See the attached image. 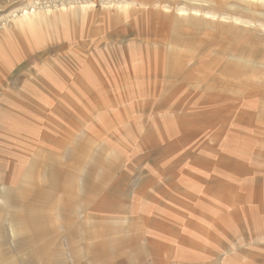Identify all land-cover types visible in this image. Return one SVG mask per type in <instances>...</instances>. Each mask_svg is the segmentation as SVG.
<instances>
[{
    "label": "rangeland",
    "instance_id": "374dc122",
    "mask_svg": "<svg viewBox=\"0 0 264 264\" xmlns=\"http://www.w3.org/2000/svg\"><path fill=\"white\" fill-rule=\"evenodd\" d=\"M28 1L0 0V238L17 251L13 263L35 258L41 236L52 253L62 244L65 264H125L126 256L145 264L130 251L144 245L143 212L158 195L172 211L165 219L180 222L175 242L178 234L188 246L227 250L228 264H264V0H226L239 21L174 10L198 8L192 0H161L171 10L129 16L117 7L132 0ZM82 5H93L83 22ZM32 10L61 13L68 24L51 38L40 30V48L15 60L4 33ZM79 46L77 61L70 51ZM236 46L239 59H226ZM145 48L180 56L176 68L190 74L138 75ZM226 66L242 72L222 74ZM74 83L85 91H69ZM44 85L53 105L22 110L19 100ZM15 120L36 141L30 181L22 176L33 151L23 156L8 134ZM19 181L43 195L32 191L13 207Z\"/></svg>",
    "mask_w": 264,
    "mask_h": 264
},
{
    "label": "bare ground",
    "instance_id": "6f19581e",
    "mask_svg": "<svg viewBox=\"0 0 264 264\" xmlns=\"http://www.w3.org/2000/svg\"><path fill=\"white\" fill-rule=\"evenodd\" d=\"M192 1L198 4L197 5L198 8H188V7L182 6V7H177L174 10L177 13H182V14L194 13L193 14L194 16H196L195 14H199V15H202V17L204 19H206L205 16H210V17L218 16L219 18L223 17V16H226V18H228L229 20H233L234 19L235 21H239V19H240L238 16L233 15V14H236V12H233L231 10L232 6L229 7V3L226 0H202V2H200L198 0H192ZM27 4L29 5V7H33L35 5V4H33L32 0L28 1ZM83 5L81 7L83 11H82L81 17H80L82 22L84 20L86 21L87 18L89 19V16L91 17L89 12L92 11L91 7L93 6L92 5V6H84L83 7ZM70 8H72V7H70ZM156 9L158 11H160V12H163L161 9H166V10L170 9L171 10V7L169 5H166V3L161 1V0H149L147 2L146 1H142V0L141 1L140 0H137V1L136 0H132L129 3L125 2L121 6L117 7V10L121 11V13H123L124 16H126V15L129 16V15H131V13H135V12H139V11L150 10V11H154L155 12V11H157ZM46 10H48V9H46ZM79 10L81 11V9H79ZM23 11H25V9ZM216 11L224 12L225 14L221 13V14L218 15V14H216ZM76 12H77V9H76ZM228 12H231L230 13L231 15H227V14H229ZM40 13H41V11L39 13L34 12L33 13V18L24 13V16L20 17L16 21H14V23L11 26V28L7 29L6 33H4L6 35L5 36L3 35L4 36L3 39L6 40L5 45H6V47H8L7 51H9L8 54L11 55V58L21 61V60H24V59L28 58L30 56V54L33 53L34 51L38 50L40 48V45H38V44H40V43H38L37 40H39L38 38H39V35H40V30L41 31H45L44 35L46 36V38H51V37H55L57 33H60L62 28L65 27V24L66 25L68 24L69 18L68 17H61L60 16L61 13H56L53 16H49V17H48V15H46L48 13V11H46V13H43V14H40ZM74 16H75L74 18H76L77 17V13ZM153 17H155V16H153ZM73 21H75V20H73ZM208 21H210V20H208ZM68 39H70V38H68ZM68 43H74V42H72L71 39H70V41L67 42V45H68ZM77 44L81 45V43H78V42H77ZM65 46L66 45H62L61 47L63 48ZM82 46H84V45L82 44ZM53 50H55V49H53ZM82 51H83L82 47L79 46L76 50H73V51H70V52L73 53L72 56L77 61H80V58L83 56L82 55ZM162 53L161 52L160 53H156V52H153V51H151L149 49L142 50V53H140V55H142L141 59L144 62V66L141 64L143 67H140L139 71H137V74L141 75V76L143 75V76H163V77H166L168 75L178 74V76H179L180 75V71L178 70V68H176L177 71L169 70L168 66L165 65V61H166V58L169 59L171 57L174 58V59H177V60H174L176 62L174 67H176L177 64L179 65L181 63V60H182L181 57L180 56L177 57L176 54L175 55H171V51L168 52L167 54L165 53L166 56L163 55ZM60 57L57 56V58H60ZM161 64H164L163 68L161 67ZM57 65H59V64H57ZM49 68H45V70H43V71L46 72ZM30 69H31V67H30ZM26 70H28V69H26ZM49 71L51 73H53V72L55 73V71H53L51 68L49 69ZM90 72H92V71H90ZM220 72L222 74H224V73L236 74L238 72L241 73L242 70L238 69V67H236V66L235 67L226 66V67L222 68ZM32 74H33V72H32ZM37 75H36V77H37ZM27 78H28V76H27ZM79 79L80 78H78V80ZM23 81H24V79H23ZM34 81L36 82V80H34ZM35 85L36 84H34L33 86H35ZM38 85H40V83ZM45 86L46 85L40 86L39 88H36L38 90H32V88H31L29 90V95L27 96V98L19 100L21 102V104H19V107L23 108L22 110L30 109L32 107L33 108L36 107V109H40L41 110V109H47L49 106H52L53 104L50 102V100L46 96L48 94H45V92H49L51 88L49 89L47 86L45 88ZM33 88H35V87H33ZM86 89L89 90L88 88H86ZM73 90L81 92L82 90L85 91V88L82 87V85L80 83H76V84L74 83L73 86L69 87V91H73ZM24 91H25V89H24ZM8 92H11V91H8ZM22 102H23V104H22ZM13 122H14V125L12 127L13 131L11 130L10 133H8V134H9V137L13 135V137L16 138L15 149H21L20 152L23 150L22 151L23 156H25V154L32 153L33 145L36 143V141H35V138L32 137V133L28 129V126L26 125V123L20 122L18 120H15ZM84 130H85V128H84ZM77 135H79V134H77ZM22 139H24L26 141L24 142L23 147L21 148V145H19V141L22 140ZM35 155H37V154H35V152L33 151L32 156L30 158L31 161H30V163H28L29 167L27 168V172H25L24 175L22 176V178L24 177L23 179L26 180V181H30V178L32 176L31 173L33 171V168L37 165L36 162H35L36 161L35 160ZM21 156L22 155H20V159L19 158L16 159L17 163L15 164L16 166H14V168L16 169L15 172L19 168V166H18L19 165V161L25 159V158H21ZM59 173H61V172H59ZM13 180H14V178H13ZM66 180H71L69 175H68ZM6 182L8 183V181H6ZM45 182H44V184H45ZM19 184H20V181L17 184L18 187H16L14 189L15 196L13 197L12 202L15 203L16 205L13 206V207H17V205H18L17 202L19 200H21L22 197L24 198V200L28 199L29 195H31L32 191H34V189L31 190V191H28V192L27 191H23V189H19ZM65 186L70 188V189H73L75 187L74 185L69 184V183L65 184ZM37 194L43 195L41 191L37 192L35 190L34 191V195H37ZM35 216H37V214L35 215L34 213H32L30 215V217L33 218V220H29V221H31V222L34 221V219H36ZM17 230H19V228ZM34 240H35V243H38L37 244V250H35V251H37V254L34 255L35 258H33L31 260H28V261H25L26 264H65V262H66V254L62 250V244L58 240L55 241V248H57L59 246L58 245L59 243L61 244L60 248H58L55 251H53V253L50 252V250L48 249L49 247L47 245L48 242L46 241L47 240L46 238H41V236L40 237L38 236V237H35ZM87 251L91 252L89 247L87 248ZM13 253H15V254L17 253V251H15V248H13V247L12 248L3 247L1 245V238H0V264H14L13 260L11 259ZM73 253H74V257L76 259H78L80 254L77 251H75V250H74Z\"/></svg>",
    "mask_w": 264,
    "mask_h": 264
},
{
    "label": "crops",
    "instance_id": "0c3cea01",
    "mask_svg": "<svg viewBox=\"0 0 264 264\" xmlns=\"http://www.w3.org/2000/svg\"><path fill=\"white\" fill-rule=\"evenodd\" d=\"M177 46L179 47L180 44ZM177 46H173V53H178ZM239 47L240 46L231 48L224 57L226 59L227 57L239 59L232 55V52L238 50ZM174 60L177 59L172 57L169 59L166 58L165 65L168 66L169 70L177 71L176 67H174L176 64ZM241 64L244 65L245 63L242 62ZM178 70L180 71V75H183L184 73L190 74L191 72L189 69L185 70L184 67H179ZM68 190L71 189L68 188ZM146 190L148 192L150 189L147 188ZM151 197L153 198V201L148 203L147 211L145 213L143 212L141 221L140 237L144 241V245L141 244L139 247H136L135 252L133 250L130 251V256L133 257V259L131 258L132 262H137V259L139 261V258H142L143 260L145 256L147 257L145 264H228L227 257L229 256L227 250L217 251L203 247H192L190 244V246H188L186 240L183 244L181 243L178 234L176 235V242L170 238V235H174L175 233L181 235L180 222L177 223L173 219L169 221L166 220L165 214L172 213V211L165 208V206L159 207L158 199L160 196L159 198L158 195H152ZM37 218H39L38 215ZM37 218L35 220L40 222V219ZM199 224L200 223L192 222V225ZM138 249L140 250L139 252H137ZM125 264H129V256H126ZM137 264L139 263L137 262Z\"/></svg>",
    "mask_w": 264,
    "mask_h": 264
}]
</instances>
